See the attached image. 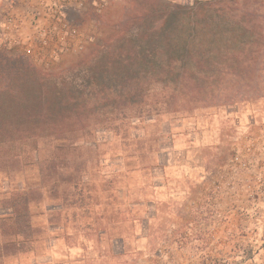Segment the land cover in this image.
I'll return each mask as SVG.
<instances>
[{
	"label": "rangeland",
	"instance_id": "1",
	"mask_svg": "<svg viewBox=\"0 0 264 264\" xmlns=\"http://www.w3.org/2000/svg\"><path fill=\"white\" fill-rule=\"evenodd\" d=\"M158 1L191 6L195 0ZM154 2L116 0L83 51L46 68L0 50L50 79L64 77L126 33ZM251 3L264 20V0ZM260 46L258 63L228 71L220 95L191 111H161L117 137L97 129L93 138L70 139L61 179L47 177L30 157L11 176L0 171V214L13 193L30 192L34 229L25 247L0 264H264V196L252 200L244 183L219 190L211 180L264 178V40ZM241 53L240 60L248 54ZM10 80L38 88L26 75ZM147 98L164 102L155 91ZM235 156L247 167L233 164Z\"/></svg>",
	"mask_w": 264,
	"mask_h": 264
},
{
	"label": "trees",
	"instance_id": "2",
	"mask_svg": "<svg viewBox=\"0 0 264 264\" xmlns=\"http://www.w3.org/2000/svg\"><path fill=\"white\" fill-rule=\"evenodd\" d=\"M154 1L126 33L64 77L50 79L0 50V171L11 176L30 157L47 177L61 179L70 139L93 138L97 129L117 137L161 111H191L220 95L228 71L258 63L264 20L253 0H195L191 6ZM25 75L37 90L10 80ZM154 91L164 104L148 101ZM31 197L17 192L2 203L0 260L33 238Z\"/></svg>",
	"mask_w": 264,
	"mask_h": 264
},
{
	"label": "built area",
	"instance_id": "3",
	"mask_svg": "<svg viewBox=\"0 0 264 264\" xmlns=\"http://www.w3.org/2000/svg\"><path fill=\"white\" fill-rule=\"evenodd\" d=\"M116 0H3L0 8V48L19 57L28 58L42 67L62 55L83 51L93 41L105 12ZM88 22L91 30L83 33L81 24ZM233 164L244 168L239 156ZM212 184L222 190L221 184L244 183L250 199L264 195V178H211ZM229 180V181H227ZM218 184V185H217ZM220 194H213L218 197Z\"/></svg>",
	"mask_w": 264,
	"mask_h": 264
}]
</instances>
